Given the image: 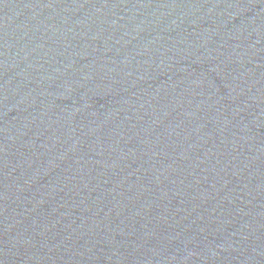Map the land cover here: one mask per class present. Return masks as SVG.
<instances>
[{"label": "water", "instance_id": "95a60500", "mask_svg": "<svg viewBox=\"0 0 264 264\" xmlns=\"http://www.w3.org/2000/svg\"><path fill=\"white\" fill-rule=\"evenodd\" d=\"M0 264H264V0H0Z\"/></svg>", "mask_w": 264, "mask_h": 264}]
</instances>
